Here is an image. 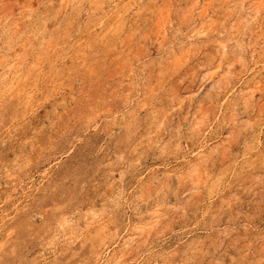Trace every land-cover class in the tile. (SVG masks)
<instances>
[{"label":"rangeland","instance_id":"obj_1","mask_svg":"<svg viewBox=\"0 0 264 264\" xmlns=\"http://www.w3.org/2000/svg\"><path fill=\"white\" fill-rule=\"evenodd\" d=\"M0 264H264V0H0Z\"/></svg>","mask_w":264,"mask_h":264}]
</instances>
